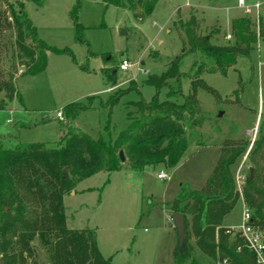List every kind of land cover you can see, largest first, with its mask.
Listing matches in <instances>:
<instances>
[{"label":"rangeland","instance_id":"374dc122","mask_svg":"<svg viewBox=\"0 0 264 264\" xmlns=\"http://www.w3.org/2000/svg\"><path fill=\"white\" fill-rule=\"evenodd\" d=\"M8 1L17 0H0V83L12 75L20 98L0 109V148L37 142L54 146L69 131L87 133L94 139L115 138L130 124L128 114L137 115V104L149 102L155 95L156 88L145 79L161 75L180 56V72L189 77L183 76L179 83L171 79L160 100L182 103L181 93L188 94L189 81L199 72L213 90L199 88L200 109L186 126L189 146L175 167L159 164L133 170L126 165L119 171L103 170L79 181L64 195L68 227L94 231L104 257H111L114 264H176L178 233L173 213L166 206L179 194L205 185L219 159L233 152L232 147L224 148L226 144L246 140L245 152L232 165L235 183L240 170L246 182L251 167H255L254 178L261 176L264 183V168L257 171L250 159L253 144L264 131L260 130V122H264V33L261 35L259 26L264 0L259 16H249L256 23L253 30L258 42L227 74L203 71L214 63L201 52L181 55L184 39L175 21L179 15L184 20L194 15L200 35L228 44L235 40L232 20L245 15L238 0H160L154 13L144 20L127 0L120 4L80 0L81 32L71 14L78 0H43L42 4L24 0L38 37L51 49L46 69L36 75H22L25 67L13 57L15 31L5 19L9 16ZM247 1L254 4L257 0ZM228 34L232 36L227 38ZM65 49L67 52L59 51ZM125 59L133 66L122 71L119 66ZM5 95V91L0 92V101ZM118 96L114 108L102 104ZM71 103L90 107L68 117ZM59 111L64 120L58 118ZM109 123L110 133L105 130ZM262 164L264 167L263 160ZM160 171L168 179H159ZM236 184L240 197L224 219V226L230 225L225 228L239 224L248 206ZM187 218L190 256L186 264H193V260L213 264L198 248L192 217ZM32 247L35 254L29 264H51L50 253L39 238Z\"/></svg>","mask_w":264,"mask_h":264},{"label":"trees","instance_id":"16d2710c","mask_svg":"<svg viewBox=\"0 0 264 264\" xmlns=\"http://www.w3.org/2000/svg\"><path fill=\"white\" fill-rule=\"evenodd\" d=\"M31 1L43 3V0ZM106 1L113 4L122 2ZM159 1L127 0V4L135 9L140 20H144L154 13ZM7 3L9 16L5 19L15 31L13 57L25 67L22 75H36L46 69L47 51L51 49L38 37L37 27L26 11L25 1ZM79 8L80 0L71 14L77 30L81 32L83 26L78 22ZM259 21L262 35L264 18ZM255 25L247 15L234 18L232 32L235 40L220 44L198 33L196 16L184 20L179 15L175 21L177 31L184 39L185 49L181 55L201 52L214 63L210 68L204 67L203 71L214 70L223 74H227L240 57L250 55L258 42L257 32L253 30ZM59 51L67 52V49ZM181 57L172 61L161 75L152 74L145 79L147 85L156 88L155 95L149 102L142 100L137 104V115L128 114L130 124L115 138L94 139L87 133L69 131L54 146L37 142L0 148V264H29L35 254L32 245L37 238L50 253L51 264H114L111 257H104L99 250L94 231L68 227L63 198L75 189L79 181L103 170L119 171L126 165L133 170L159 164L175 167L183 159L190 141L186 126L200 109L199 88L213 90L199 72L196 78L190 79L188 94L181 93L182 103L172 99L160 100L161 91L171 79L179 83L183 76L189 77L180 72ZM9 76L8 80L0 83V92L6 93L0 101V109L20 98L14 77ZM119 98L111 97L102 104L112 109ZM67 107L68 117H75L90 106L71 103ZM105 130L111 132V123L106 125ZM260 130H264V122L263 125L260 122ZM257 138L251 148L250 159L261 172L264 168V131L260 139ZM245 142H236L231 146L226 144L224 148L232 147L233 152L219 159L205 185L200 190L181 193L167 204L168 211L182 213L186 217V242L182 250L176 248V264H186L190 256L186 245L189 235L187 215L192 217L191 228L198 248L212 261L226 258L230 264H258L244 239L228 234L224 226L226 215L239 201L232 165L245 152ZM120 151H124L126 162L121 160ZM260 177L251 178L248 175L243 199L252 209L256 224L264 231V183ZM192 263L196 264L194 260Z\"/></svg>","mask_w":264,"mask_h":264},{"label":"built area","instance_id":"2783aa9c","mask_svg":"<svg viewBox=\"0 0 264 264\" xmlns=\"http://www.w3.org/2000/svg\"><path fill=\"white\" fill-rule=\"evenodd\" d=\"M238 5L243 9L245 15L259 16L262 7V1L257 0L254 4H249L247 0H238ZM230 37L231 34H228L227 38ZM132 66L133 62L131 63L129 60L125 59L120 64L119 68L122 71H126L132 68ZM57 116L60 120H64V113L62 111H59ZM240 171L237 173L236 183H238L240 193L243 196L245 176L242 175ZM157 176L162 180L168 179V175L164 171L159 172ZM226 232L232 236H241L245 241L246 247H248L249 250L254 253L256 263L264 264V231H262L256 224L253 211L250 207L245 206L242 212L241 222L237 225L227 227ZM213 264H230V262L226 258H218V260L214 261Z\"/></svg>","mask_w":264,"mask_h":264},{"label":"water","instance_id":"95a60500","mask_svg":"<svg viewBox=\"0 0 264 264\" xmlns=\"http://www.w3.org/2000/svg\"><path fill=\"white\" fill-rule=\"evenodd\" d=\"M120 156H121V160L123 162L126 161V155L124 154V151H120ZM66 171V169H65ZM250 177L253 178L254 177V168L251 167L250 168ZM172 217L174 219V225L176 228V231L178 233V245H177V249L182 250L183 247L185 246V242H186V217L184 216V214L182 213H178V212H174L172 214Z\"/></svg>","mask_w":264,"mask_h":264},{"label":"crops","instance_id":"0c3cea01","mask_svg":"<svg viewBox=\"0 0 264 264\" xmlns=\"http://www.w3.org/2000/svg\"><path fill=\"white\" fill-rule=\"evenodd\" d=\"M115 74V72H113ZM161 172V171H160ZM159 173V172H158ZM158 175V174H157ZM225 226H230V225H225Z\"/></svg>","mask_w":264,"mask_h":264}]
</instances>
